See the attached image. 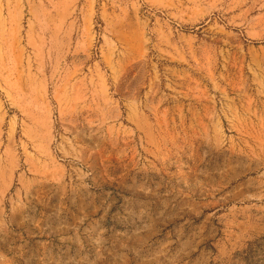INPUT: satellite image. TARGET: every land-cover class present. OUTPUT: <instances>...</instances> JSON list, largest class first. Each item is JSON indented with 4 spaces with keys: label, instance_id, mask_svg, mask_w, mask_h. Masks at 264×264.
I'll list each match as a JSON object with an SVG mask.
<instances>
[{
    "label": "rangeland",
    "instance_id": "obj_1",
    "mask_svg": "<svg viewBox=\"0 0 264 264\" xmlns=\"http://www.w3.org/2000/svg\"><path fill=\"white\" fill-rule=\"evenodd\" d=\"M0 204V264H264V0H0Z\"/></svg>",
    "mask_w": 264,
    "mask_h": 264
},
{
    "label": "crops",
    "instance_id": "obj_2",
    "mask_svg": "<svg viewBox=\"0 0 264 264\" xmlns=\"http://www.w3.org/2000/svg\"><path fill=\"white\" fill-rule=\"evenodd\" d=\"M18 164L19 163H17L16 169L18 168ZM17 196L18 195L16 193V197ZM249 234H250L249 237H237V240H239V242H243L244 240H246V242H256L259 245L264 244V227L263 228L257 227ZM225 240H228V242L230 241L231 243L234 241L232 238L229 237H226Z\"/></svg>",
    "mask_w": 264,
    "mask_h": 264
}]
</instances>
